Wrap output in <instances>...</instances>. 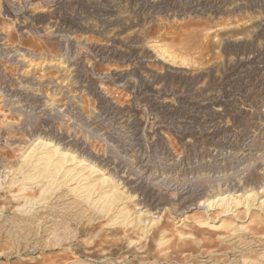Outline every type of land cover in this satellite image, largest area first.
<instances>
[{
  "label": "rangeland",
  "instance_id": "1",
  "mask_svg": "<svg viewBox=\"0 0 264 264\" xmlns=\"http://www.w3.org/2000/svg\"><path fill=\"white\" fill-rule=\"evenodd\" d=\"M0 264H264V0H0Z\"/></svg>",
  "mask_w": 264,
  "mask_h": 264
},
{
  "label": "bare ground",
  "instance_id": "2",
  "mask_svg": "<svg viewBox=\"0 0 264 264\" xmlns=\"http://www.w3.org/2000/svg\"><path fill=\"white\" fill-rule=\"evenodd\" d=\"M47 145H49V143H47V142L44 143L43 140H41L40 138H38L35 146L30 149V151L28 152L27 157L24 160H27V159L29 160L31 158V155H32V153L34 152V150H35V148L37 146H47ZM56 149L57 148H55V150H53V152L52 151L46 152V154L43 157L39 158V160H40L39 163L44 164V168H43L42 171H44V173L46 174V177L47 176H50L51 178H53L54 174L55 175L58 174L59 171L61 170V168H63L64 164L68 161V157H66V155L64 157H60L58 159L53 158V155L55 154ZM78 162L81 163V165H86V166L90 167L89 169L93 171V169H94L93 166H90V165L86 164V162L84 160H79ZM47 165L49 167L52 166L53 168L51 170H49L48 168H46ZM40 172H39V176H40ZM65 172H66V174H68V170L65 171ZM103 180L104 179H102L101 181H103ZM111 191L113 193H112V195L109 198V201H108L109 202V205L108 206L112 205V203L115 201V194H114V192L116 191V186L112 185V190ZM253 195H254V193L248 192V194L244 197L245 198L244 199L245 200L244 202H247L245 204L247 207L249 206V200L252 199ZM217 202H221V204H225V205L227 204L228 206H230L231 204H233L234 206H237L240 203V198L237 199L236 197H233L230 192H226V193L219 194L218 196H216L215 198H213V200H210L207 203H208V206H212L213 204H216ZM124 212L125 211H123V213ZM153 224H154V221L152 222V225ZM148 225H149V223H148Z\"/></svg>",
  "mask_w": 264,
  "mask_h": 264
}]
</instances>
